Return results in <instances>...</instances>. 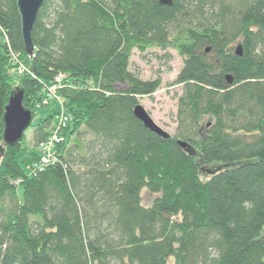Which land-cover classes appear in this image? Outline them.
<instances>
[{
	"label": "trees",
	"instance_id": "obj_1",
	"mask_svg": "<svg viewBox=\"0 0 264 264\" xmlns=\"http://www.w3.org/2000/svg\"><path fill=\"white\" fill-rule=\"evenodd\" d=\"M39 12L30 57L17 0H0V139L11 53L31 71L18 87L35 113L65 74L70 121L51 163L24 138L0 149V264H264V0H44ZM154 48L183 60L170 138L134 115L162 83L131 70L133 50ZM56 115L35 117V149Z\"/></svg>",
	"mask_w": 264,
	"mask_h": 264
},
{
	"label": "rangeland",
	"instance_id": "obj_2",
	"mask_svg": "<svg viewBox=\"0 0 264 264\" xmlns=\"http://www.w3.org/2000/svg\"><path fill=\"white\" fill-rule=\"evenodd\" d=\"M134 54L131 57V70L140 75L143 80H156L161 79V87L153 96L146 95L140 97L139 103L148 110L149 114L153 117L155 122L162 126L169 134L175 135L177 131L176 113L178 110V95L181 91V86L175 84V80L178 76L179 70L183 65V60L178 51L168 48L162 50L159 48L149 49L144 52L138 49L133 50ZM12 56V55H11ZM17 61L12 63V72L14 79V87L20 86V76L31 73L29 67L23 63L22 57L16 55ZM26 68L24 72H20L22 68ZM58 85V84H57ZM56 84L50 85L46 91L43 100L38 102L36 106V119L44 118L50 113L57 111V115L54 120H60L62 117L70 118L69 110L66 108L64 99L58 95V89L55 88ZM124 89L125 86L119 87ZM54 89V90H51ZM49 98V99H48ZM46 100V101H45ZM70 121V120H69ZM33 127H29L24 137L25 146L28 149H34L37 154H41L39 147L35 149V143L33 142ZM5 145L3 139H0V147ZM1 158V157H0ZM220 163L214 162L209 165L208 168L219 166ZM211 171L204 172L202 178H207ZM143 203L146 206L151 205L153 199L157 194L149 192L146 188L143 189ZM173 259H171L172 261Z\"/></svg>",
	"mask_w": 264,
	"mask_h": 264
},
{
	"label": "water",
	"instance_id": "obj_3",
	"mask_svg": "<svg viewBox=\"0 0 264 264\" xmlns=\"http://www.w3.org/2000/svg\"><path fill=\"white\" fill-rule=\"evenodd\" d=\"M17 2L22 24L24 46L28 55L34 57L36 45L33 43L32 33L40 13L39 11L44 4V0H17ZM159 2L167 6H172L173 4V0H159ZM207 51H209V49ZM241 52L242 49L239 47L238 53L241 54ZM24 96V90L17 87L16 91H14L8 99L9 102L6 105V113L3 118V122L5 123L3 141L6 145H15L20 142L24 138L28 128L34 123L35 112L24 106ZM134 115L143 122L145 127L162 137L170 138L171 134L157 124L148 110L140 103L136 105ZM179 143L183 147L187 146V143L183 140L179 141ZM0 149H3V147L1 146Z\"/></svg>",
	"mask_w": 264,
	"mask_h": 264
},
{
	"label": "built area",
	"instance_id": "obj_4",
	"mask_svg": "<svg viewBox=\"0 0 264 264\" xmlns=\"http://www.w3.org/2000/svg\"><path fill=\"white\" fill-rule=\"evenodd\" d=\"M12 56L11 57V61L12 63L15 64V62L17 61V57L16 55H18L17 53H11ZM26 68H22L20 72H24ZM65 74L60 73L57 76L56 79V87L55 88H59V84L63 81V79L65 78ZM54 90V89H51ZM49 99V98H48ZM46 101V100H45ZM69 120L66 117H62L60 118V120H56L55 123V127L52 128L51 131V135L48 138L47 141L43 142L40 144L39 146V150L41 151L40 153V157L42 159L41 164L39 165L40 167L44 164V163H51V161H55L56 159V151L59 148V146H61L63 140H64V136L61 132V130L68 124Z\"/></svg>",
	"mask_w": 264,
	"mask_h": 264
}]
</instances>
